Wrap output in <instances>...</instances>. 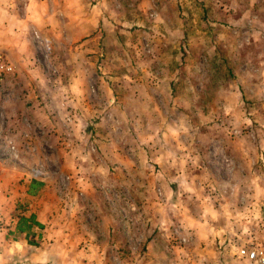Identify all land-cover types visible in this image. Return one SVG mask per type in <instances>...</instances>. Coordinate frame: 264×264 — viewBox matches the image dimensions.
Returning a JSON list of instances; mask_svg holds the SVG:
<instances>
[{
  "label": "rangeland",
  "instance_id": "rangeland-1",
  "mask_svg": "<svg viewBox=\"0 0 264 264\" xmlns=\"http://www.w3.org/2000/svg\"><path fill=\"white\" fill-rule=\"evenodd\" d=\"M29 3L0 0V14L22 20ZM74 9L73 43L55 20L41 39L8 33L11 49H0L13 65L0 79V192L13 193L11 214L59 228L49 264H230L237 246L264 239V110H251L259 119L245 140L220 124L235 101L264 106V60L259 73L251 65L264 56V0ZM201 53L224 56L225 88ZM177 76L190 92L216 93L205 111L169 95ZM92 139L100 145L88 150ZM37 177L44 189L22 195Z\"/></svg>",
  "mask_w": 264,
  "mask_h": 264
},
{
  "label": "crops",
  "instance_id": "crops-1",
  "mask_svg": "<svg viewBox=\"0 0 264 264\" xmlns=\"http://www.w3.org/2000/svg\"><path fill=\"white\" fill-rule=\"evenodd\" d=\"M75 4H76V0H30L29 5L30 6L34 5V6L32 10H29L30 8L27 10L28 14L26 12L20 15L22 17V20H20L17 15H15L16 17H13V19H9L11 18L9 17L10 16L9 13L12 12L8 9L4 10L6 14L3 15L0 14V49L7 52L10 51L11 49L10 46L12 44L6 41L8 33L10 34L11 38L14 39L17 38L18 40L21 39L22 43L25 39V36L30 35L32 37L31 33L34 32L37 34L36 36L42 38L41 36V34H43L42 31H46L49 25H51V27L53 28V24L55 20H57L58 25L61 28L60 33L63 34V39H66V44L73 43L74 41V38L72 37L73 26L75 24V21L79 20V19L75 20L76 19L75 9H74ZM35 8H37V10ZM37 11L39 12V15L41 17L40 20H38V18H36L35 15L33 14V13H37ZM92 16H94L97 20L95 14H92ZM84 21H86V23L82 22L80 24H82L83 27H87L89 24L87 22V18ZM63 27H65V29H62ZM57 32L58 31H56V33ZM2 38L4 41H2ZM262 56L263 55L256 54V58L253 59V63H251L253 67L252 73H259L263 68L261 67V65L263 64L264 56L263 57ZM262 87L264 88V80H262ZM169 92H170V84H169ZM232 98L233 100H237V96H234ZM182 99L186 102V100L183 97ZM255 109H257L256 112L258 115V111L264 110V106L249 105L247 108H245L243 104L242 105L239 104V101H235L232 107L227 108V112H225L226 114L224 115L223 119L220 121V124L226 123V125L230 126L229 133L232 132L234 138L232 139V137L228 136L229 138H231L232 140H238V139L245 140L247 135L253 133L252 129L250 130V125L252 124V121H254L253 119H259L258 117L254 116L256 112L253 114L251 112V110L254 111ZM106 110H110V109L108 108ZM213 124L214 126L217 127L216 122H213ZM247 128L249 129L246 130ZM91 142H93L96 145H100L98 139H92V141H89V146H88L89 148L87 147L88 150H93L94 148V145ZM73 146L74 145H72V147ZM67 152L72 153V149L69 148ZM94 166L95 165H93V167ZM36 179L42 181V186L36 192L37 194L42 189H44L46 184L44 179L40 177H37ZM27 183L28 180L26 181L24 190L21 194L26 197H33L34 195H27L25 192ZM14 200L15 199L13 193L8 195L6 193L0 192V264H39L42 263V260H43V264H49L50 262L44 261L45 257H43L44 255L43 252H47L48 250L52 251L53 247L54 249H56L57 240L55 238H57L56 235L59 232V228L51 225L50 227L51 229L50 231H48L46 218L43 219L39 216L38 213L27 211L20 214H23V216L25 217L33 216L34 220H36L41 224V227L35 224L32 225L31 227L32 233L30 234L28 233L26 234L25 232H19V233L15 232L13 227L17 220V217L16 215L11 214V210H13L14 208ZM24 236H26V238H24ZM49 237L50 239H52L51 241H54L56 243L54 244L53 242L49 243L50 241ZM28 241L31 243H29ZM47 245L50 246L49 249H47L48 247ZM36 261L37 262L41 261V262L36 263Z\"/></svg>",
  "mask_w": 264,
  "mask_h": 264
},
{
  "label": "trees",
  "instance_id": "trees-1",
  "mask_svg": "<svg viewBox=\"0 0 264 264\" xmlns=\"http://www.w3.org/2000/svg\"><path fill=\"white\" fill-rule=\"evenodd\" d=\"M200 55V53H197ZM207 62V69L210 72V76L214 78V83L216 87L222 86L220 79L218 78H224L228 79L229 76H231V72L229 68L226 66L225 69H222L221 62H225V58L222 54H220V57L217 56V53H211V54H204L201 53ZM227 62V59H226ZM182 73V71H180ZM180 76H177L175 80H173L170 83V96H182L188 103L187 111L189 113H195L197 111H205V103L211 102L214 98H216V93L211 92L209 89L206 90V85L203 88L204 91L197 92H190L189 90L184 89L183 86H178ZM176 82V83H175ZM209 84V83H208ZM210 86V84H209ZM221 89L225 87H220ZM210 107H213L212 104H210ZM42 186V181L36 179V178H30L28 180L27 186H26V194L27 195H35L36 192L40 189ZM22 208H26V205L22 206ZM17 220L14 224V231L19 232H25L26 234L32 233L31 227L32 225H37L41 227V224L34 220L33 216L25 217L23 214H17L16 215ZM26 238V236H24ZM31 241V240H30ZM29 242V241H28ZM31 243V242H29Z\"/></svg>",
  "mask_w": 264,
  "mask_h": 264
},
{
  "label": "built area",
  "instance_id": "built-area-1",
  "mask_svg": "<svg viewBox=\"0 0 264 264\" xmlns=\"http://www.w3.org/2000/svg\"><path fill=\"white\" fill-rule=\"evenodd\" d=\"M12 69L13 65L0 51V79ZM9 149H14V146L10 144ZM261 207L264 209V203H261ZM230 264H264V239L247 241L237 246L232 252Z\"/></svg>",
  "mask_w": 264,
  "mask_h": 264
}]
</instances>
